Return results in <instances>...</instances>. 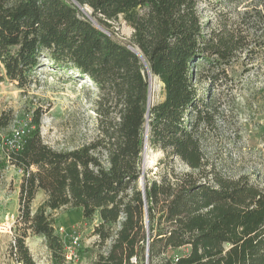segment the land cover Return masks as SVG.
Wrapping results in <instances>:
<instances>
[{"label": "trees", "instance_id": "trees-1", "mask_svg": "<svg viewBox=\"0 0 264 264\" xmlns=\"http://www.w3.org/2000/svg\"><path fill=\"white\" fill-rule=\"evenodd\" d=\"M201 1L0 0V67L8 80L25 88L48 60L87 76L98 92L97 133L71 149L43 142L39 110L16 133L9 131L12 117L0 115V173L9 165L22 172L14 223L19 262L35 264L25 243L31 234L44 238L51 264H65L54 214L71 208L97 219L89 264H146L147 254L148 264H264V190L247 175L222 173L205 153L203 135L215 111L193 71L206 61L209 74L202 77L216 80L212 56L229 58L244 36L214 40ZM261 5L253 7L250 30L261 31L256 37L264 46ZM82 7L101 26L122 17L143 59ZM149 75L162 84L161 99L150 106ZM146 124V144L164 158L143 192ZM172 157L187 170H176ZM39 191L45 199L32 211Z\"/></svg>", "mask_w": 264, "mask_h": 264}, {"label": "rangeland", "instance_id": "rangeland-1", "mask_svg": "<svg viewBox=\"0 0 264 264\" xmlns=\"http://www.w3.org/2000/svg\"><path fill=\"white\" fill-rule=\"evenodd\" d=\"M263 0H202L198 7L203 23L213 39H228L230 34L239 33L244 39L229 58L212 56L214 64L210 74L216 80L203 78L209 65L200 61L193 71L199 75L203 97L209 99V109L215 111L212 129L203 135V148L210 161L229 176L247 175L251 181L264 190V46H259L257 30L254 35V6L262 7ZM83 13L99 29L114 40L130 47L132 27L122 17L109 21L110 26H101L91 16L89 7H82ZM259 27L264 23L260 20ZM260 29V28H259ZM218 59V60H216ZM203 76V77H202ZM214 78V79H215ZM212 79V80H211ZM151 83V84H150ZM151 85L150 104L161 99L162 84L156 77L149 78ZM95 84L85 75L60 68L45 60L35 71L31 84L19 88L8 80L0 67V115L8 114L11 119L9 131L24 129L33 110L40 111V131L44 143L55 149H71L90 141L97 133ZM3 132L0 131V136ZM164 152L147 145L143 150L139 186L145 180L154 178ZM178 171L187 167L176 157L170 160ZM22 172L14 166H7L0 173V228L9 225L11 215H17L19 184ZM45 199L39 191L32 201V211ZM55 231L63 242H69L74 230L81 248L79 259L71 264H89L94 258L93 227L97 219L87 220L79 209L62 208L55 214ZM146 221V220H145ZM7 230V229H6ZM12 234H17V225ZM9 231L0 232V262L13 264L8 257L12 246ZM28 251L35 264H51L50 253L44 238L28 234L25 239ZM16 249V247H15ZM175 253L170 252L169 255ZM66 264V263H65Z\"/></svg>", "mask_w": 264, "mask_h": 264}, {"label": "built area", "instance_id": "built-area-1", "mask_svg": "<svg viewBox=\"0 0 264 264\" xmlns=\"http://www.w3.org/2000/svg\"><path fill=\"white\" fill-rule=\"evenodd\" d=\"M11 222L9 225H3V228H0V232L2 231H9L11 237H10V241L12 246L8 247V257L11 259L13 264H22L21 262H19L16 258V249H15V240H14V235L12 234V229L14 227V223H15V215H11ZM7 229V230H6ZM64 244V258H65V263L66 264H71V263H75L78 259H79V252H80V248H81V243L79 241V237L77 236L76 231H72L71 232V238L69 242H63Z\"/></svg>", "mask_w": 264, "mask_h": 264}, {"label": "water", "instance_id": "water-1", "mask_svg": "<svg viewBox=\"0 0 264 264\" xmlns=\"http://www.w3.org/2000/svg\"><path fill=\"white\" fill-rule=\"evenodd\" d=\"M103 31V30H102ZM134 53L138 54L141 58V54L139 53V51L135 48V47H129ZM143 59V58H142ZM147 66V65H146ZM149 78H150V75H149ZM148 106H150V90L148 88ZM147 131H148V125L146 124V128H145V144H144V153L146 151V147H147V144H146V138H147ZM140 187L142 189V191L144 192V185L142 184V181L140 183ZM145 220H146V224L148 222V219H147V214H145ZM146 264H148V254H147V261H146Z\"/></svg>", "mask_w": 264, "mask_h": 264}, {"label": "bare ground", "instance_id": "bare-ground-1", "mask_svg": "<svg viewBox=\"0 0 264 264\" xmlns=\"http://www.w3.org/2000/svg\"><path fill=\"white\" fill-rule=\"evenodd\" d=\"M151 84V83H150ZM149 84V90H150V94H151V85Z\"/></svg>", "mask_w": 264, "mask_h": 264}, {"label": "crops", "instance_id": "crops-1", "mask_svg": "<svg viewBox=\"0 0 264 264\" xmlns=\"http://www.w3.org/2000/svg\"><path fill=\"white\" fill-rule=\"evenodd\" d=\"M18 207V206H17ZM17 212H18V208H17ZM0 264H1V262H0Z\"/></svg>", "mask_w": 264, "mask_h": 264}]
</instances>
